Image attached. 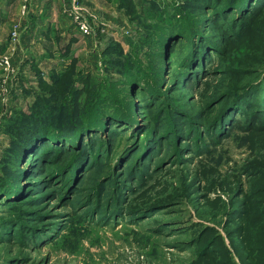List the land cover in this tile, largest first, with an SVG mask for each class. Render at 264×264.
Returning a JSON list of instances; mask_svg holds the SVG:
<instances>
[{
  "label": "rangeland",
  "instance_id": "rangeland-1",
  "mask_svg": "<svg viewBox=\"0 0 264 264\" xmlns=\"http://www.w3.org/2000/svg\"><path fill=\"white\" fill-rule=\"evenodd\" d=\"M32 1L0 8V264H264V2L77 0L84 32L63 0L31 33ZM38 101L90 115L18 160Z\"/></svg>",
  "mask_w": 264,
  "mask_h": 264
},
{
  "label": "trees",
  "instance_id": "trees-1",
  "mask_svg": "<svg viewBox=\"0 0 264 264\" xmlns=\"http://www.w3.org/2000/svg\"><path fill=\"white\" fill-rule=\"evenodd\" d=\"M200 1H201V4H204V5L207 4V5L216 6L217 10H219V8H223L226 4L224 2V0L223 1L222 0H200ZM249 1L252 2V0H247V2H249ZM253 2L255 3L256 0H253ZM261 2H264V0L258 1V3H261ZM229 3H230V0H229ZM238 4H241V2L238 1L236 4H229L228 7L236 6ZM260 12H261L260 10L259 11L257 10L254 13L252 21H254L256 18H258V16L260 15ZM160 16L162 17V19L165 23L168 22V20L165 19L164 15H160ZM235 34H239V33H235ZM203 51H204V49H203ZM65 77H66V80L64 82L65 83H71L72 75L71 74L65 75ZM262 85L264 87V82ZM262 91H264V89ZM56 93H59V92L56 90ZM54 95H56V94L54 93ZM48 102H49V100H48ZM102 103H103V105H105L104 110L102 108H100L101 112L98 113L99 119L101 121L105 122L108 120H114L116 118L124 120L121 117V115H117L115 113H109L108 112L109 107L106 104L105 100H102ZM56 104H57V102H56ZM84 108L85 107L80 106V107H77L76 109H74L73 112H70V111H67L66 109H64L63 107L58 108L57 106H55V104L51 105V104H46V103H42L41 101H38V103L33 107V111L31 113V116L25 117L24 119H21L18 121H15V124L19 125L18 126L19 131L17 130V132H19L18 133V135H19L18 141L19 142H16L17 149L15 150V155L18 158V160H21L23 155H25L27 152H34L35 150H37L38 144L41 141H45L46 138H53V140H54L55 137L61 138V134L64 135L65 133H67L66 135L68 136V133L70 132V135H72L75 133V132H73L74 130L76 131L77 128H80V127L82 128L83 124H84V120L85 119L88 120V118H89L88 116L90 115V114H88L89 113L88 110H85ZM259 121L260 120H258V122ZM99 126L100 125L98 124L97 127H99ZM233 126H234L233 128L235 129L238 126V123H234ZM254 126L255 125H252V128H255ZM86 127L91 128L88 125ZM97 127H93V129H95ZM89 130H91V129H89ZM67 140H69V139H67ZM44 147H47V144H45ZM80 148L82 149V145H79V149ZM59 151H60L59 147L56 146V149L47 151V154L42 156V158H43V160L50 159L49 154L53 152V153H56V155H57L56 160H58V162H59L61 160V156L59 155V154H61V152H59ZM79 155H80V153H79ZM79 155H76L78 158L76 159V161L72 165H68V163H64L62 165L63 170L59 173V175L61 177L65 176L66 179H63V182L65 184H66L65 181L68 180L67 177H70V175H71L70 170L71 169L73 170V168H75L74 165L76 164L77 166H81L82 163L85 162L84 161L85 160V150L84 149H82V155H80V156ZM70 166H72V168ZM6 178L5 177L0 178V191H2L3 186L9 182L8 181L9 179L6 180ZM11 182L12 181L9 182L10 185H11ZM67 185H70V182ZM31 237L32 238H39L40 235L38 232H36V233L32 232Z\"/></svg>",
  "mask_w": 264,
  "mask_h": 264
},
{
  "label": "crops",
  "instance_id": "crops-1",
  "mask_svg": "<svg viewBox=\"0 0 264 264\" xmlns=\"http://www.w3.org/2000/svg\"><path fill=\"white\" fill-rule=\"evenodd\" d=\"M21 0H10V19H14V17L19 15L20 18V11H16L14 13L13 8L16 6L18 2ZM56 1H58V4L64 5L63 0H33L30 3L28 17L22 18V21L27 22L31 27V33H48V24L49 22H57L62 19V17L65 15V10H59L56 7ZM4 3V0H0V8H2V4ZM85 3H88L87 1ZM20 10V9H19ZM1 14V10H0ZM51 16V17H50ZM2 17L1 19H4ZM29 18V19H28ZM47 18V19H46ZM21 20V19H20ZM28 31V33H30Z\"/></svg>",
  "mask_w": 264,
  "mask_h": 264
},
{
  "label": "built area",
  "instance_id": "built-area-1",
  "mask_svg": "<svg viewBox=\"0 0 264 264\" xmlns=\"http://www.w3.org/2000/svg\"><path fill=\"white\" fill-rule=\"evenodd\" d=\"M64 1L70 7L69 10L71 11L72 16L74 17V20L79 23L80 30L84 32H88L89 26L85 22V20L81 17L82 16L81 12H83V8L81 7V5L77 4V0H64ZM22 8L23 9L21 12L23 15H25L27 13V5L25 4ZM10 38H11L12 44H15L21 39L19 24L15 25L14 29L12 30V33H10ZM0 64H1V67L5 71H9L12 67L10 57L8 56L2 57ZM4 91H7V90L4 88Z\"/></svg>",
  "mask_w": 264,
  "mask_h": 264
}]
</instances>
